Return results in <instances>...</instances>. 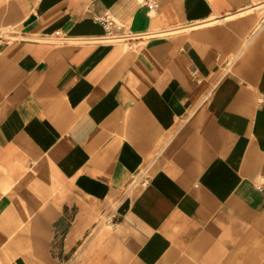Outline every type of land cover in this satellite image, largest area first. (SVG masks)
Returning <instances> with one entry per match:
<instances>
[{
    "label": "crops",
    "instance_id": "1",
    "mask_svg": "<svg viewBox=\"0 0 264 264\" xmlns=\"http://www.w3.org/2000/svg\"><path fill=\"white\" fill-rule=\"evenodd\" d=\"M0 264H264V0H0Z\"/></svg>",
    "mask_w": 264,
    "mask_h": 264
},
{
    "label": "built area",
    "instance_id": "2",
    "mask_svg": "<svg viewBox=\"0 0 264 264\" xmlns=\"http://www.w3.org/2000/svg\"><path fill=\"white\" fill-rule=\"evenodd\" d=\"M150 7L152 8V9H157V7H158V4H157V2H151L150 3ZM97 19L101 22V23H103L105 26H107V27H109V28H111L112 26H114V25H116L117 24V22H115V20L114 19H112V18H110L109 16H99V17H97Z\"/></svg>",
    "mask_w": 264,
    "mask_h": 264
}]
</instances>
